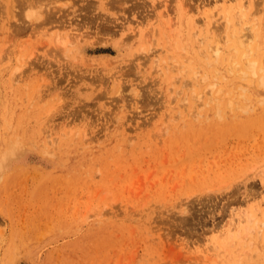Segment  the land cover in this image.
Wrapping results in <instances>:
<instances>
[{
	"label": "rangeland",
	"instance_id": "1",
	"mask_svg": "<svg viewBox=\"0 0 264 264\" xmlns=\"http://www.w3.org/2000/svg\"><path fill=\"white\" fill-rule=\"evenodd\" d=\"M261 68L264 0H0V264H264Z\"/></svg>",
	"mask_w": 264,
	"mask_h": 264
},
{
	"label": "bare ground",
	"instance_id": "2",
	"mask_svg": "<svg viewBox=\"0 0 264 264\" xmlns=\"http://www.w3.org/2000/svg\"><path fill=\"white\" fill-rule=\"evenodd\" d=\"M250 2V1H249ZM185 4V3H184ZM51 13V12H50ZM185 14V12H183ZM53 14V13H52ZM27 15L29 16H35V13H33L32 11H30L29 13L27 12ZM47 15V14H46ZM49 15V14H48ZM50 16V15H49ZM48 16V17H49ZM45 16H43L44 18ZM47 17V18H48ZM55 17V16H54ZM228 17V16H227ZM35 18V17H34ZM66 19V18H65ZM48 20H50L48 18ZM67 20V19H66ZM227 21L229 20V18L226 19ZM213 21V18H207L205 19V22H206V25L210 26V24L212 23ZM68 25V24H67ZM70 25V24H69ZM135 34V33H134ZM75 36L77 37H80V33H76ZM88 37L90 38L91 36L88 35ZM92 40H89L87 41V39H82L81 42H78L77 40L73 39V41L70 39V34L67 33L65 35L63 34H58L57 35V42L58 44L61 46L62 49H66V46H67V43H71V42H76V49H77V52H81V51H84L86 50V47L83 46V43H86V42H91V44H98V43H104L105 41H107L105 38L103 39H98V38H102L100 35H95V36H92L91 37ZM254 38L255 39H258L259 36L256 34L254 35ZM247 39V34H245L244 32H241L240 33V36L238 37L237 41L233 42L232 44V49H233V52L230 51L228 53V60H231V59H235L236 58V55L241 51V48H243V42H245V40ZM118 44H121V41L120 42H117ZM194 47L197 48L199 51H196L194 52L195 55H198L199 57H201L200 59H198V61L200 63L197 62V66H201L203 67L205 70H210L212 72H216L217 71V64L216 62H219V61H223L224 60V56L220 53H219V47H216L214 48L213 50L211 51H207L205 48H203L200 44H197L195 43L194 44ZM69 48V46H68ZM249 48V47H248ZM191 52V50L189 51ZM251 54V56L253 57V52H249ZM189 54V53H187ZM245 56L248 55L247 52L244 54ZM189 58V57H188ZM257 60L258 61H261V56L258 55L257 56ZM158 60L156 59H153V62H156ZM187 61L190 63L192 62V59H187ZM256 61V60H255ZM254 61V62H255ZM156 65L158 66L159 64L156 62ZM160 69L157 68L156 71H159ZM263 74L259 77V81H258V86L255 87V85H253L254 83L251 81V83L248 84V88H252L254 91H257L258 93H261L263 92V89H264V68H261ZM163 71H161V74H162ZM164 74V73H163ZM249 82V81H248ZM183 109V108H182ZM185 109L183 110H179V112H183ZM53 116V115H52ZM52 119V117H48L47 118V121L45 122V127L43 128V126L41 127V131L43 130V132H47L48 135H50V126L51 123L48 122ZM43 128V129H42ZM73 130H68V134H70V132H72ZM62 137L60 139H56V138H50L48 142H46V147L45 150H44V153L46 154H50L51 157H57L58 154L54 151V145H56L58 143V146L61 148V145H64V146H69L71 143L66 139L67 137L71 136V135H68L66 134V132L62 133ZM66 134V135H65ZM64 136V137H63ZM80 139H75V142L78 144H80V148H82L83 151H85V149L89 148V140H90V136H88V133L85 129H83V131L81 132L80 134ZM31 142H22L20 139H15L13 138L12 140H10L6 146H3L0 148V167H4V165L6 163H9L12 159H15L16 157L19 158V156L21 154H23L24 150L27 148V147H30L31 146ZM78 144V145H79ZM50 147V148H49ZM58 147V148H59ZM57 148V149H58ZM113 148V147H112ZM56 149V148H55ZM79 149V148H78ZM78 151V150H77ZM76 150L74 152H77ZM110 151V150H109ZM73 151H71V153H74ZM61 158V157H60ZM91 159V158H90ZM63 163V162H62ZM1 211V210H0ZM239 230V229H238ZM225 234H231V230L228 229L227 232ZM224 238L218 242V244H214V250L216 251V253L219 255V253H221V248L222 246L224 245ZM241 244V243H239ZM24 264V263H23Z\"/></svg>",
	"mask_w": 264,
	"mask_h": 264
}]
</instances>
